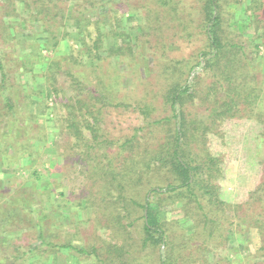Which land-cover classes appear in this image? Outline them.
Masks as SVG:
<instances>
[{"label": "trees", "instance_id": "obj_1", "mask_svg": "<svg viewBox=\"0 0 264 264\" xmlns=\"http://www.w3.org/2000/svg\"><path fill=\"white\" fill-rule=\"evenodd\" d=\"M0 1V115L10 116L11 125L17 127V135L21 133V128L17 126V99L13 100L10 94L15 87L8 82L11 69L17 63H20L22 76L26 70L27 73L34 71L33 66L41 64L48 70L50 77H54V86L62 69L61 63L56 60V50L62 43L68 55L64 58L69 64L86 65L94 74L107 73L103 63L112 58H126L136 62L135 74L139 73L140 76L141 62L148 61V54L151 57L159 54V58L169 60L163 64L159 73L166 78L167 84L162 95L171 113L161 118H153L155 107L146 99H134L131 103L117 97L113 101L111 95L116 92L110 89V85H104V77L100 75L96 85L86 84L83 78L75 76L71 68H68L66 75L74 77V91L78 92L72 95L71 104L67 105L69 117L62 130L76 138L77 146L86 140V147L91 150L96 148L95 156L106 161L107 173L101 172L99 165L94 170L90 164L94 159L88 160L87 165L89 173L93 170L92 176L93 173L101 172L100 178L105 179L104 193L111 196L113 190L117 192L118 197L116 194L114 200L117 204L121 203L122 208L114 209L120 212L127 208L124 204L129 199L145 212L143 218L146 219L140 232L141 237L135 241L140 242V246L121 243L115 238L114 229L110 231L113 235L111 242L95 243L90 246V250L82 245L56 244L52 253L67 249L85 260L93 257L97 264H116L115 260L118 264H143L137 258L139 253L145 249H157L160 252L159 264H264V113L259 111V105H264V80L256 85L257 77L245 54L244 45L237 42L231 32H227L225 25H229L231 16L234 17L232 13L227 19L225 17L227 13L224 8L228 7V0H200L203 6L201 13L205 16V48L194 58L196 62L169 59L168 55L172 51L167 46L170 41L165 43L168 36L159 35L155 42L147 39L145 43L149 48L146 50L150 49L151 52L146 53L137 44L139 38L133 39L125 25V12L119 15L120 9L126 7V13L135 16L134 11L138 12V7L143 6L148 9L146 21L150 23L141 28L151 31L155 29L156 15H161L158 23L169 27L172 18L168 17L176 11L182 31L187 34H181L178 41H185L191 38V34L186 31L187 21L178 12L181 2L177 0H147L138 7V2L135 5L128 0ZM246 5L245 12H251L246 18L249 20L247 27L254 25V40L259 41L255 47L258 50L264 43V27H260V22L264 20L260 21L256 10L264 11V0H246ZM144 34L151 36V32ZM10 48H13L12 53L16 58L21 53L14 66L10 65L14 57L11 59L5 54L6 49ZM44 50L52 54H43ZM178 50L181 51L180 48ZM184 69H187V78L183 77L186 72ZM112 71L116 74L113 77L116 85V80L121 77H118V71ZM114 84L111 86L115 87ZM147 84H144L145 98L152 93ZM37 90L36 96L43 93L40 88ZM52 90L57 92L54 87ZM32 104L36 106L37 103L32 101ZM108 107L133 108V112L143 117V123L133 130V134L117 144L118 155L115 159L108 156V153L111 154V145L104 147L98 142L99 130L94 124L99 122L97 116H101ZM84 109L88 119L80 126L82 122L79 114ZM234 119L253 120L261 126L258 131L261 143L258 151L254 152V157H260L256 166L257 178L253 180L252 187L247 188L241 203H232L228 193L223 192L220 181L224 178V160L222 156L212 153L209 146L210 136L223 138L221 127ZM83 130L91 132L95 144L92 145L83 135ZM159 133H163L162 138L157 137ZM1 138L5 139V135ZM57 144L55 149L60 151ZM123 154L128 155L114 168L118 162L117 157ZM34 175L36 180L42 181L37 171ZM157 175L168 181L166 186H161L159 180H155ZM141 186L146 189L148 187L142 203L137 202L133 194ZM5 201L9 200L5 198ZM24 206L32 209L27 204ZM166 206H171L173 211H181L185 220L193 222V231L188 233L181 227L179 220H163ZM120 213L114 217L120 218ZM35 227H38V237L42 244L50 245L43 237L41 222ZM250 230L258 234L259 245L252 258L245 256L238 262L233 261L231 248L227 249L225 257H221L218 251L226 248L231 233L240 235L243 243H247L251 242ZM5 244L0 241V250L5 248ZM138 247L139 253L136 255L135 249ZM34 250L29 248L28 252ZM28 252L24 251L23 255L11 259H22ZM45 260L46 257L43 258Z\"/></svg>", "mask_w": 264, "mask_h": 264}, {"label": "rangeland", "instance_id": "obj_2", "mask_svg": "<svg viewBox=\"0 0 264 264\" xmlns=\"http://www.w3.org/2000/svg\"><path fill=\"white\" fill-rule=\"evenodd\" d=\"M120 1L126 2L127 0ZM128 1L133 4L138 2V7L147 0ZM177 1L181 2L178 12L183 20L187 21L188 29L186 31L191 34V38L185 37L187 38L185 41H181L182 39L178 41L181 34H187L182 31L180 22L176 18V11L168 17L172 18L169 27L158 23L161 15L159 17L156 15L155 29H151V31L141 28L150 23V21H146L147 8L138 7V12L135 10L136 15L134 16L132 13H126L127 8L124 7L120 9L119 15H123L125 12V25L128 26L133 39L139 38L137 44L142 46L146 53L151 52L150 49L146 50L149 48L145 43L147 39L155 42V38L159 35L168 36L165 43L170 41L167 46L169 51H172L168 55L169 59L196 62L194 58L205 48V16L201 13L202 1ZM228 4V7L224 8L225 14L227 13L225 17L227 19L231 13L234 17L231 16L229 25L226 24L225 27L237 42L244 45L245 54L251 61L257 77L256 85H258L261 80H264V43L257 50L255 44L259 41L254 40L255 31L252 28L254 25L247 27L249 20L246 18L251 15V12L248 14L245 12L246 0H228ZM256 15L260 21L264 20V11L258 9ZM152 26L154 27V25ZM260 27H264V21L260 22ZM149 32H151V36H145L144 33ZM179 48L181 51L178 50ZM12 50L13 48H10L5 51V54H8L11 59L14 57ZM65 51L63 43L56 50L58 53L56 60L61 63L62 69L54 86V77H50L48 70L41 64L33 66L35 70L31 71L32 73H27L26 70L22 76V70L19 68L20 63H17L9 75L8 82L15 87L10 94L13 96V100L17 99L15 100L16 109L19 112L17 126L19 129L21 128V133L17 135V127L15 124L11 125L9 115H0V241L7 243L5 248L0 250V264H10L11 262L14 264H97L93 257L85 260L67 249H61L55 253H52V250L55 249L54 245L56 244L68 243L75 246H86L90 250V246L95 243L111 242L113 235L110 231L114 229V236L121 243H135L140 246V242L135 241H139L141 237L140 232L146 219L143 218L145 212L129 199H126L125 201H128L124 204L127 208L120 210L121 213L116 211L117 209L114 208H122V204H117L114 200L117 192L113 190L110 193L111 196L104 193L105 183L103 180L105 179L100 178L101 172H108L106 161L95 156L96 148L91 150L86 147L84 143L87 142L86 140L77 146L76 138L68 136L62 130L67 125L65 120L69 117L67 105L71 104L72 95L78 92L74 91L72 79L74 77L66 75V72L69 71L68 68H71L70 71L75 76L83 78L82 80L86 84L95 85L98 84L101 75L104 77L103 83L105 80L104 85H110V89L116 92L111 95L113 101L117 97L131 103L134 99H146L155 107L153 118H161L171 113L170 106L164 104L162 95L167 84L166 78L159 73L163 64L169 60L168 58L166 60L159 58V54L153 55V57L148 54L150 55L148 61L141 62L142 76H140L139 73L135 74L137 72V68L134 66L136 62L126 58L121 60L112 58L103 63L104 69L107 68V73L97 72L94 74L86 65L69 64L68 60L64 58L67 55ZM47 52L44 50L43 54H47ZM20 55L17 54V58L14 57V60L10 62L11 66H14ZM192 56L193 59H191ZM29 68L32 66L29 65ZM111 68L118 71V77H121L116 80V85L113 83V77L116 74ZM183 71H186L183 73V77H189L187 69ZM113 84L115 87L111 86ZM144 84H147L148 90L152 92L146 98L144 97L146 93H144ZM53 87L57 89V92H53ZM38 88L43 90V93L36 96ZM27 94L31 95L27 96ZM1 98L3 100V97ZM32 101L37 103L36 106H33ZM259 108H261L259 111L264 113V105H259ZM132 109L108 107L103 110L101 116H97L99 122L94 124L99 130L98 142L104 147L107 144L111 145V154L112 150L115 153L111 155L107 152L110 158L115 159L118 155L117 144L131 136L133 130L143 123V117L133 112ZM78 113L79 111L76 114L78 115ZM79 119L82 122L80 126H83L85 120L88 119L85 109L80 112ZM221 129L224 137L210 136L209 146L212 153L222 156L224 160V178L220 181L223 192L228 193V196L232 198V203H241L244 200V194L248 191L247 188H251L253 180L257 178L256 166L260 157H254V152L258 151V145L261 143L258 136L261 126L253 120L234 119L225 122ZM7 131L9 132L6 133ZM83 131V135L89 139L90 143L95 144L91 132ZM4 135L5 139H2L1 137ZM157 137L162 138L163 133H159ZM57 142L59 146L57 148L60 151L55 149ZM125 155L128 154L117 157L118 162L114 168L120 165ZM90 159L95 160L90 162L94 170L97 165L101 167L100 174L93 173L92 176L93 170L89 173L87 161ZM35 171L39 173L42 181L36 180ZM155 180H159L161 186H166L168 182L164 181L160 175L155 176ZM147 189L141 186L134 190L133 194L137 202H143ZM60 193L64 195H60ZM5 198L9 201H5ZM16 199L22 201L19 202ZM24 204L32 209H26L28 207L25 208ZM119 213L121 217L115 218L114 216ZM129 213L131 214L129 215ZM162 217L163 220H179L181 227L188 233L194 229V223L185 220L181 211H173L171 206L165 207ZM38 222L43 225V237L50 245L42 244L39 239L38 227H35ZM249 237L251 242L243 243L240 235L231 233L226 248L218 251L219 254L221 257H225L227 249L231 248L232 254L230 255L233 261L237 260L238 262L245 256L252 258L259 247L258 234L254 230H250ZM29 248H35V250L29 253ZM24 251H27L28 254L22 256V259H11L13 256L23 255ZM135 251L138 255L139 247ZM159 254L157 249L154 251L145 249L139 253L137 258L143 264H159ZM44 257L49 260L43 261ZM114 262L118 264V261Z\"/></svg>", "mask_w": 264, "mask_h": 264}]
</instances>
